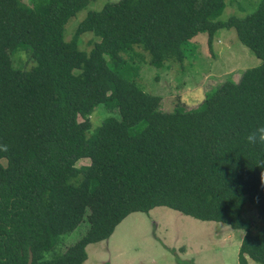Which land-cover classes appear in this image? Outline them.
I'll return each instance as SVG.
<instances>
[{
    "label": "trees",
    "instance_id": "1",
    "mask_svg": "<svg viewBox=\"0 0 264 264\" xmlns=\"http://www.w3.org/2000/svg\"><path fill=\"white\" fill-rule=\"evenodd\" d=\"M28 1L0 0V264H29L30 252L31 264H84L89 244L157 206L243 229L239 264H264V226L253 232L244 215L252 204L264 219V146L246 142L264 125V0L227 20L225 0H120L91 11L69 42L65 25L90 0ZM221 28L261 63L199 106L165 111L139 84L137 47L161 67ZM86 30L90 51L78 44ZM22 53L30 68L15 64ZM97 107L110 114L93 129ZM83 221L85 234L51 255Z\"/></svg>",
    "mask_w": 264,
    "mask_h": 264
},
{
    "label": "rangeland",
    "instance_id": "2",
    "mask_svg": "<svg viewBox=\"0 0 264 264\" xmlns=\"http://www.w3.org/2000/svg\"><path fill=\"white\" fill-rule=\"evenodd\" d=\"M29 2L28 0H25ZM120 0H90L68 20L65 25V40L71 41L80 24L94 10H101L107 3ZM226 7L219 17L227 20L231 16L243 17L252 12L259 0H225ZM95 42L91 30L83 31L78 44L90 51ZM141 53L139 84L152 94L162 96V108L171 111L180 104L188 109L199 106L212 89L227 79L238 81L247 68L261 63L239 39L235 28H221L212 44L207 33L199 34L185 45L183 62L167 61L156 67L149 62L150 54L137 47ZM125 55V54H124ZM15 64L30 68L33 61L25 54L14 56ZM110 114L97 107L90 116L93 129ZM6 163L7 159H2ZM83 159L78 165L88 164ZM245 217L253 232L264 226L262 219L252 204L246 205ZM87 223L81 222L61 240L51 251L61 254L78 241L86 232ZM243 229L213 220H200L180 211L157 206L149 212L129 214L106 240L87 246L88 259L84 264H239L238 253ZM249 264H260L249 259Z\"/></svg>",
    "mask_w": 264,
    "mask_h": 264
},
{
    "label": "clouds",
    "instance_id": "3",
    "mask_svg": "<svg viewBox=\"0 0 264 264\" xmlns=\"http://www.w3.org/2000/svg\"><path fill=\"white\" fill-rule=\"evenodd\" d=\"M246 142L249 145L264 146V125L257 126L253 131L249 132L246 136ZM6 150V146H5Z\"/></svg>",
    "mask_w": 264,
    "mask_h": 264
},
{
    "label": "water",
    "instance_id": "4",
    "mask_svg": "<svg viewBox=\"0 0 264 264\" xmlns=\"http://www.w3.org/2000/svg\"><path fill=\"white\" fill-rule=\"evenodd\" d=\"M32 261H33V254H32V252H30V259H29V264H31V263H32Z\"/></svg>",
    "mask_w": 264,
    "mask_h": 264
}]
</instances>
